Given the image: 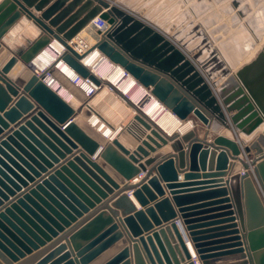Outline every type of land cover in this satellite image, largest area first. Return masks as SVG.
<instances>
[{
  "label": "water",
  "instance_id": "1",
  "mask_svg": "<svg viewBox=\"0 0 264 264\" xmlns=\"http://www.w3.org/2000/svg\"><path fill=\"white\" fill-rule=\"evenodd\" d=\"M185 3L0 2V264H197L195 256L199 264H264V47L245 63L264 40V0H253L252 13L244 0L221 9L230 35L218 12L195 23L208 3ZM97 17L106 30L94 28ZM24 18L40 37L3 49ZM89 28L95 43L80 54L70 42ZM53 40L66 49L59 61L83 79L100 84L83 65L98 50L204 134L169 136L132 103L134 131L108 141L90 125L89 98L58 64L33 72ZM235 136L248 138L243 149Z\"/></svg>",
  "mask_w": 264,
  "mask_h": 264
},
{
  "label": "bare ground",
  "instance_id": "2",
  "mask_svg": "<svg viewBox=\"0 0 264 264\" xmlns=\"http://www.w3.org/2000/svg\"><path fill=\"white\" fill-rule=\"evenodd\" d=\"M16 30H13V35L16 33ZM93 31V29L89 28L88 30H84L79 36V38H83L85 40V43L87 44L88 48L92 47L95 43ZM26 32L32 33L34 32V30L29 26V28L26 27ZM11 39H13V37L12 35H9V38H7V40ZM13 46H15L14 43ZM62 51L63 50L60 45L54 44L51 48L46 49L38 55V57L34 60L32 64L33 68L39 71H45L51 66L58 64L59 70L62 71L67 77L75 81L79 75L67 64L62 61H59V57L60 55H62ZM111 64L112 63L108 59H106L99 51L96 50L89 53L87 57L83 60V65L89 70L90 73H92L97 79L100 80V83H102V87L98 91L97 95L102 93V95H109L111 97L109 99L110 103H106L104 107H101V105H98L95 101L93 102L92 97L89 99V101L92 100L87 105L90 111L92 112L90 125H92L97 130V132L102 134L105 138L110 139L120 135L123 130H125L126 132L127 130L134 131L132 118L135 114V109L131 111V109L128 107V105L130 106L132 103L133 105L138 107L143 106L142 109L144 113L148 116V118L152 119L156 123V125L169 136H173L175 134L183 135L192 130L191 124H185L179 121L157 99H155L154 97L145 98L144 96L147 93L146 91L143 90V92L138 95L137 88L141 86L136 82L133 77L130 76V80L127 85L119 89L117 87L119 82L125 80V70L123 68H120L114 74H111L112 69L109 67V65ZM80 78L81 77H79L78 79ZM150 103V108H146L147 106H149ZM79 104V102L73 100L74 106L77 107L79 106ZM107 108L111 112H113L111 110L113 108L114 110L120 108L121 114H123L124 111H128V118L126 119L127 121L114 127V125H116L118 117L115 116L117 117L116 120H114L112 116L109 117V114H106L107 112H105V109Z\"/></svg>",
  "mask_w": 264,
  "mask_h": 264
},
{
  "label": "built area",
  "instance_id": "3",
  "mask_svg": "<svg viewBox=\"0 0 264 264\" xmlns=\"http://www.w3.org/2000/svg\"><path fill=\"white\" fill-rule=\"evenodd\" d=\"M92 25L94 26V28L95 29H97V30H101V31H104V30H106L107 28H108V24L106 23V21H104V20H102V19H100L99 17H97V18H95L94 20H93V22H92ZM54 44H58V45H60L61 47H62V55L66 52V49H65V47L63 46V45H61L60 43H58L57 41H55V40H53L49 45H48V47L46 48V49H49V48H51ZM70 45L78 52V53H80V54H84V53H86L87 51H89L90 49H91V47L90 48H88V46H87V44L85 43V40L83 39V38H76V39H74L73 40V42H70ZM45 49V50H46ZM45 50H43V51H45ZM42 51V52H43ZM96 51H98V50H96ZM62 55H60V57H59V59L62 57ZM105 57V56H104ZM106 58V57H105ZM107 59V58H106ZM112 63V62H111ZM109 67L112 69V71H111V74H114L116 71H118L120 68H122L121 66H119V65H116V64H111V65H109ZM48 71V69L47 70H45V71H39V70H36V69H34L33 68V72L34 73H36L37 75H42V74H45L46 72ZM124 76H125V80H123V81H121V82H119V84H118V88L119 89H121V88H123V87H125L126 85H127V83L129 82V80H130V74H128L126 71H125V74H124ZM80 76H78L77 77V79L74 81V83L87 95V97L90 99L91 97H93V96H96L97 94H98V91L101 89V87H102V83H100L99 85L98 84H96V83H94L93 81H91L90 79H83L82 77L80 78V79H78ZM81 80V81H80ZM45 82L51 87V88H53V90H55V91H58L59 92V94L63 97V98H65V100L67 101V102H72L73 101V96H71V95H69L66 91H64V89H61V87H60V84L57 82V81H55L49 74H46V80H45ZM141 86V85H140ZM138 89V91H137V93H138V95L139 94H141L142 92H143V90L144 91H146L147 93L145 94V98H149V97H152L151 96V94H150V92H149V90H147V89H145V88H143L142 86L141 87H139V88H137ZM129 97V96H128ZM185 124H191V129L193 130V129H196L197 128V124H196V122H194V121H192V120H189V121H187V122H185ZM220 134H221V131L219 132ZM219 134V135H220ZM114 138H108L107 140L108 141H112ZM242 141V139H239L238 138V140H237V142L239 143V145H240V147L243 149V143L241 142ZM248 172H249V174L252 176V177H255V179H256V175H255V172H254V168L253 167H251L249 170H248ZM245 174V170H243L242 172H241V175H244ZM144 176V174L142 173V174H140L139 175V178H142ZM131 195V194H130ZM262 196L264 197V194H263V192H262ZM193 260L197 263V264H199L198 263V261H197V258H196V256L195 257H193Z\"/></svg>",
  "mask_w": 264,
  "mask_h": 264
},
{
  "label": "rangeland",
  "instance_id": "4",
  "mask_svg": "<svg viewBox=\"0 0 264 264\" xmlns=\"http://www.w3.org/2000/svg\"><path fill=\"white\" fill-rule=\"evenodd\" d=\"M228 0H225L221 3H216L214 0H185V9H191L192 7L196 6V5H199L201 3H208L209 7L207 10H205L204 12L201 13V15L199 17H195V23H200L201 21H203L204 19H206L208 16H210L212 13H219L220 14V24H223V25H226L229 29V35L234 33L235 32V29L231 26V20H230V17L229 16H226L222 13H220L221 9L225 8L229 3H231V1L227 2ZM244 4L246 5H249V7L251 8V13L254 12L256 10V8L254 7L253 5V0H244ZM262 4H260L258 7H260ZM250 13V15H251ZM225 16V17H224ZM250 17V16H249ZM248 17V18H249ZM223 20V21H222ZM225 38V36L223 37ZM264 47V40L262 43H260L256 49L253 51V53L251 54V56L249 57V59L245 62H250L252 59H254L256 57V55L259 53V51H261V49ZM97 96V95H96ZM96 96L93 97L92 100H94L96 98ZM111 97L109 95H103V96H100L99 99L97 100V104L98 105H101V107H104L105 104L109 101ZM91 100V101H92ZM100 100V101H99ZM91 101H88V104L91 102ZM110 103V101L108 102ZM128 107L131 109V111H133V107L130 105H128ZM113 112H111L108 108L105 109V112H107L106 114H109V117H113L114 120H116L117 117L115 116H118V118L121 116V111L119 112L117 109L114 110L111 109ZM115 111V113H114ZM112 113V114H111ZM117 113V114H116ZM116 114V115H115ZM114 115V116H113ZM117 118V119H118ZM121 119V118H120ZM197 124V129H198V132H200L199 134L200 135H203L204 132H205V127H203L201 124H199L198 122H196ZM200 127V128H199ZM260 134H264V131H260L257 135H260ZM239 139H242V140H246L248 138H244V137H239ZM238 140V137L235 136V141L237 142ZM244 147V145H243ZM242 149V148H241ZM255 179V177H253ZM256 180V179H255ZM264 199V198H263Z\"/></svg>",
  "mask_w": 264,
  "mask_h": 264
},
{
  "label": "crops",
  "instance_id": "5",
  "mask_svg": "<svg viewBox=\"0 0 264 264\" xmlns=\"http://www.w3.org/2000/svg\"><path fill=\"white\" fill-rule=\"evenodd\" d=\"M1 1H3V0H0V2ZM229 1H231V0H228L227 2H229ZM242 5L239 7V9H242ZM239 9L237 10V11H239ZM250 16V14L246 17V18H244L243 19V21H245L246 19H248V17ZM225 17V16H224ZM223 21V20H222ZM24 25V26H23ZM29 26L31 27V28H33V30H34V32H32V33H30V32H26V27L27 28H29ZM19 28V29H18ZM17 29V30H16ZM13 30H16V33L13 35L12 34V32H13ZM26 32V33H25ZM94 32V31H93ZM31 35V36H28V35ZM9 35H12V37H13V39H14V42H13V39H11V40H7V38H9ZM40 35H41V31H40V29L31 21V20H28V19H26V18H24L23 20H21V22H19L12 30H11V32L9 33V34H7L6 36H5V39L3 40V49L4 48H7L9 51H11V52H16V51H18V50H22V49H25V48H27L28 46H30L32 43H34L39 37H40ZM19 38V39H18ZM13 43H14V45L15 46H13ZM100 96H103L102 95V93L101 94H99V95H97L96 96V98L93 100V102L95 101V102H97V100H98V98L100 97ZM92 99H93V97H92ZM110 101V100H109ZM108 101V102H109ZM107 102V103H108ZM76 103V102H75ZM93 104H95V103H93ZM77 105V104H76ZM150 106H151V103L149 104V106H147L146 108H150ZM118 109V111L120 112L121 110H120V108H117ZM118 117V116H117ZM121 118V119H120ZM128 118V111L126 112V111H124V113L123 114H121V116L118 118V120H117V122H116V125H114V127L115 126H117V125H119V124H121V123H124L125 121H127L126 119ZM200 128V127H199ZM221 132L223 131V129L222 130H220ZM220 131H218V132H216V133H213V134H211V136H212V138L213 137H216V136H218L220 133ZM200 133V132H199ZM98 155H99V153H98ZM97 155V156H98ZM97 156H96V158H93V160H95V159H97ZM250 161L246 158V163H249ZM108 172V171H107ZM109 173V172H108ZM110 175H111V173H109ZM112 176V175H111ZM144 177V176H143ZM142 177V178H143ZM142 178H138V179H142ZM136 180V181H139V180ZM225 179H227V178H225ZM121 180V179H120ZM180 181H183V174H181L180 175ZM120 184V186L121 187H123L124 185H126V184H129V182H126L124 179H122L121 180V182L119 183ZM131 199H132V201H133V203H134V205L137 207V209H141L140 208V206H139V204H138V202L136 201V199L134 198V197H131ZM197 258V257H196ZM198 259V258H197Z\"/></svg>",
  "mask_w": 264,
  "mask_h": 264
}]
</instances>
